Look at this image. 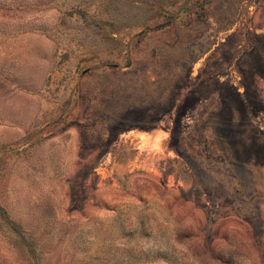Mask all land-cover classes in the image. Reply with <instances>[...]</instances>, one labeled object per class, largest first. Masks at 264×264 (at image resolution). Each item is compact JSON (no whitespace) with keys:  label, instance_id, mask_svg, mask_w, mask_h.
<instances>
[{"label":"rangeland","instance_id":"rangeland-1","mask_svg":"<svg viewBox=\"0 0 264 264\" xmlns=\"http://www.w3.org/2000/svg\"><path fill=\"white\" fill-rule=\"evenodd\" d=\"M0 264H264V0H0Z\"/></svg>","mask_w":264,"mask_h":264}]
</instances>
